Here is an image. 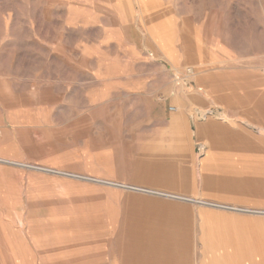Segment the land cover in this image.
Masks as SVG:
<instances>
[{
	"label": "rangeland",
	"instance_id": "obj_1",
	"mask_svg": "<svg viewBox=\"0 0 264 264\" xmlns=\"http://www.w3.org/2000/svg\"><path fill=\"white\" fill-rule=\"evenodd\" d=\"M182 4V11L208 13L210 23L217 26L233 23L238 13L247 24L255 20L259 55L264 54V0H182ZM113 9L112 0H0V77L9 81L13 76L14 92L24 94L25 78L9 65L11 53L32 51L37 59L33 118L24 133L34 160L0 158V164L7 162L25 174L17 179L0 173V259L11 258L14 229L6 215L17 211L29 212L30 217L18 219L23 235L46 234L51 246L79 253L93 244L104 246L107 230L114 243L133 245L147 237L156 243L186 245L189 240L181 229L187 228L193 234L194 264H244L236 259L233 248L239 236L233 225L225 226V214L241 211L264 217V210L196 199L207 203L203 204L117 185L136 184L174 194L189 190L192 195L190 189H202L200 173L205 170L200 158L195 164L184 160L185 155L176 161L166 133L193 129V121H172L175 112L169 106L178 105L169 102L170 90L161 93L146 86L149 81L173 80L177 88L192 83L198 70L185 67L177 75L166 70L170 76H163L160 64L137 60L126 50L128 44L140 45L129 26L114 27L113 33L102 26L114 22ZM28 29L33 31L28 34L34 38L31 44L25 42ZM66 58L80 70L68 67ZM243 74L241 87L234 84L242 97L264 99V56L258 59L256 73ZM33 173L49 180V194L42 202L27 200L36 180ZM194 174L198 179L191 177ZM125 233L129 235H121ZM258 242H264V235Z\"/></svg>",
	"mask_w": 264,
	"mask_h": 264
},
{
	"label": "crops",
	"instance_id": "obj_2",
	"mask_svg": "<svg viewBox=\"0 0 264 264\" xmlns=\"http://www.w3.org/2000/svg\"><path fill=\"white\" fill-rule=\"evenodd\" d=\"M112 3L114 22L102 26L111 33L117 31L114 27L129 26L137 34L140 45L128 44L126 50L132 51L137 60L151 59L160 64L163 76H170V72L177 75L185 67L198 70L192 83L185 82L177 88L170 77L163 83L146 84L147 88L153 86V91L170 90L169 102L178 105L169 106L175 112L171 114L172 121L175 118L193 121V129L173 130L166 135L172 140L168 144L176 150L173 151L176 161L183 160L181 157L185 155L184 160L195 164L200 158L205 170L200 173L203 186L200 191L190 189L192 195H188L189 190L176 194L190 201L201 199L241 209L264 210V99L243 98L241 90L234 85L241 87L239 82L243 80L239 76L243 73H256L258 59L264 56L259 55L255 20L250 19L247 24L238 13L233 23L217 26L216 22L210 23L208 13L197 16L189 10L182 11V0H112ZM28 34L33 31H26L25 42L31 44L34 38ZM34 55L32 51L11 53L9 65L25 78V86L21 88L24 94L14 92L13 76L9 81L0 77V158L5 160H34L28 137H24L28 133L25 130L30 129L28 124L35 104L32 78L37 59ZM67 61L68 67L80 70L75 61ZM166 70L170 72L165 73ZM5 163L0 164L1 174L23 178L25 174L19 167ZM30 175L36 180L27 200L42 202L49 194V180L45 174ZM198 176L191 177L198 179ZM27 213L14 211L6 215L14 229L10 239L11 258L0 259V264H194L193 234L187 228L181 229L189 240L185 246L169 241L161 246L152 241L154 238L142 245L114 243L110 241L113 233L107 230L104 246L93 244L79 253L60 245L51 246L46 234L23 235L20 231L23 223L19 224L18 219L30 217ZM232 213L225 214V226L233 225L237 230L235 234L239 237L233 248L236 259L244 264H264V242H258L259 235H264V217L241 211ZM78 254L88 257H77Z\"/></svg>",
	"mask_w": 264,
	"mask_h": 264
},
{
	"label": "bare ground",
	"instance_id": "obj_3",
	"mask_svg": "<svg viewBox=\"0 0 264 264\" xmlns=\"http://www.w3.org/2000/svg\"><path fill=\"white\" fill-rule=\"evenodd\" d=\"M177 120V119H176ZM179 120V119H178ZM175 121V120H174ZM2 161V160H0ZM55 172H60V171H55ZM101 181V180H100ZM106 182V181H105ZM117 185L121 186V187H124V188H128V189H136V190H140V191H143V192H149V193H155V194H160V195H166V196H169V197H175V198H180V199H184V197L180 196V195H177V194H174L173 192H167V191H163V190H159V189H151V188H144L140 185H136V184H126V183H117ZM197 202H200V203H203V204H207V203H204V201H201V200H196ZM210 204V203H209ZM211 205V204H210ZM146 242V243H145ZM150 241H148V238H144V239H141L139 240L138 242H135L133 245H142V244H149ZM166 242V241H165ZM165 242H160L161 243V246L164 245ZM170 242V241H169ZM172 243H175L177 245H182V246H185V244H180L178 242H172ZM203 259V258H202ZM180 261V260H179ZM201 264H205V261L202 262ZM229 264H235L234 261H232L231 263ZM246 264H250V263H246Z\"/></svg>",
	"mask_w": 264,
	"mask_h": 264
},
{
	"label": "built area",
	"instance_id": "obj_4",
	"mask_svg": "<svg viewBox=\"0 0 264 264\" xmlns=\"http://www.w3.org/2000/svg\"><path fill=\"white\" fill-rule=\"evenodd\" d=\"M170 109H173L174 110L175 108L174 107H170Z\"/></svg>",
	"mask_w": 264,
	"mask_h": 264
}]
</instances>
